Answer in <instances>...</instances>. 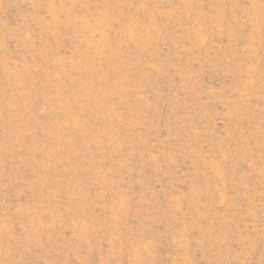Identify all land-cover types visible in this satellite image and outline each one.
<instances>
[{"label": "rangeland", "instance_id": "374dc122", "mask_svg": "<svg viewBox=\"0 0 264 264\" xmlns=\"http://www.w3.org/2000/svg\"><path fill=\"white\" fill-rule=\"evenodd\" d=\"M0 264H264V0H0Z\"/></svg>", "mask_w": 264, "mask_h": 264}]
</instances>
